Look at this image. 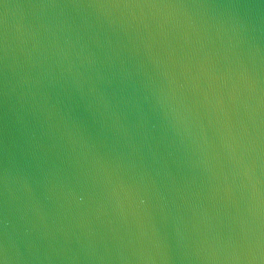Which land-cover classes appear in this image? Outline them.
<instances>
[{
    "label": "water",
    "instance_id": "1",
    "mask_svg": "<svg viewBox=\"0 0 264 264\" xmlns=\"http://www.w3.org/2000/svg\"><path fill=\"white\" fill-rule=\"evenodd\" d=\"M0 264H264V0H0Z\"/></svg>",
    "mask_w": 264,
    "mask_h": 264
}]
</instances>
